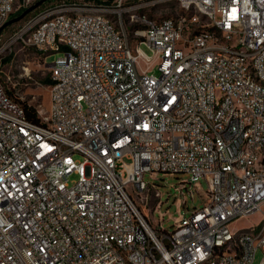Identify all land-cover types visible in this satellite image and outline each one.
I'll list each match as a JSON object with an SVG mask.
<instances>
[{
	"label": "built area",
	"instance_id": "1",
	"mask_svg": "<svg viewBox=\"0 0 264 264\" xmlns=\"http://www.w3.org/2000/svg\"><path fill=\"white\" fill-rule=\"evenodd\" d=\"M177 2L61 6L15 37L58 56L37 122L0 82V264H264V217L232 228L264 216V0ZM158 173L207 186L172 232L135 205Z\"/></svg>",
	"mask_w": 264,
	"mask_h": 264
},
{
	"label": "rangeland",
	"instance_id": "2",
	"mask_svg": "<svg viewBox=\"0 0 264 264\" xmlns=\"http://www.w3.org/2000/svg\"><path fill=\"white\" fill-rule=\"evenodd\" d=\"M39 0H15L12 15L17 17L21 14L22 9H26ZM116 0H47L36 10L26 15L21 21L9 25L0 33V82L5 88L6 93L11 98L24 103L34 111L45 113L48 108V85L44 80L49 78L47 63L58 55H52L45 59V55L37 52L35 49L23 45L15 37L20 33L32 19L47 13L52 9L61 6L74 5L76 7H93L95 4H101L113 7ZM142 5L141 12L156 20L174 17L179 13L177 0H125V5ZM12 18H9L12 19ZM124 24L126 18L123 16ZM142 50L150 54L145 47ZM146 67L145 65L143 66ZM151 74L157 75L154 68ZM23 105V104H22ZM74 177L71 178V180ZM152 180L149 174L144 176L146 184H153L155 192L160 193L161 205L152 212L156 207L158 200L153 197L152 193L147 195L139 194L135 198V205L141 214L147 215L152 226H155L160 218L164 215L162 229L172 232L174 221L180 215L187 216L194 208L199 209L207 201V186L204 181H199L191 185L186 184L184 189L182 181H187V176L180 174L178 176L162 175L158 173ZM183 188L186 197L180 195L175 188ZM192 195V198L189 195ZM185 200V205L180 209L176 206L177 202ZM264 212V211H263ZM264 216L258 214L248 219L240 220L232 225L233 229H249L257 225ZM261 259V253L255 255L251 264H258Z\"/></svg>",
	"mask_w": 264,
	"mask_h": 264
},
{
	"label": "water",
	"instance_id": "3",
	"mask_svg": "<svg viewBox=\"0 0 264 264\" xmlns=\"http://www.w3.org/2000/svg\"><path fill=\"white\" fill-rule=\"evenodd\" d=\"M47 0H39L36 3H34L33 5L29 6L28 8H26L20 15H18L17 17H14L10 20H8L2 27H0V33L4 30V28H6L9 25L15 24L19 21H21L26 15H28L29 13L33 12L34 10H36L41 4H43L44 2H46Z\"/></svg>",
	"mask_w": 264,
	"mask_h": 264
},
{
	"label": "trees",
	"instance_id": "4",
	"mask_svg": "<svg viewBox=\"0 0 264 264\" xmlns=\"http://www.w3.org/2000/svg\"><path fill=\"white\" fill-rule=\"evenodd\" d=\"M95 5H97V6H99V5H100V6H105V5H101V4H95ZM24 10H25V8L22 9L20 12L22 13ZM12 17H13V15L11 14L9 18H12ZM44 83L47 84V85H49V84H50V80H49V78L45 79V80H44ZM22 104H23L24 109H25V115H26V118H27L29 121H31V122H37L38 120H37V118H36V113H35V111H34L31 107L26 106V104H24V103H22Z\"/></svg>",
	"mask_w": 264,
	"mask_h": 264
}]
</instances>
